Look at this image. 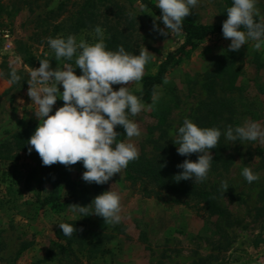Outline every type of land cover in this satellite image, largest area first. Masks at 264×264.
<instances>
[{
	"label": "rangeland",
	"instance_id": "1",
	"mask_svg": "<svg viewBox=\"0 0 264 264\" xmlns=\"http://www.w3.org/2000/svg\"><path fill=\"white\" fill-rule=\"evenodd\" d=\"M255 7L264 17V0H257ZM155 18L137 0H0V144L25 127L39 124L34 115L35 105L27 95L32 68L39 67L40 60H48L51 68L71 63L55 59L47 44L48 37L72 34L77 40L94 43L93 28L99 25L104 30L106 47L111 44L109 50L123 45L127 52L138 54L145 47L155 61L183 41V35L161 36L153 31ZM185 18L222 22L227 18L224 0H199ZM155 22L163 27L158 20ZM229 43L222 34L205 39L189 58L170 71L167 83L158 88L159 101L155 105L143 103L144 110L134 117L141 135L127 138L138 148V159L153 154L151 139L157 138L161 129L169 134L186 117L193 121L206 96L205 73L214 68ZM253 43L249 41L240 48L244 63L238 84L243 89L234 95L243 99L241 105L238 103L239 126L249 120L264 128V48L256 50ZM10 66L16 67L21 77L16 83L8 82ZM74 71L81 75L78 67ZM140 84L132 82L113 88L128 86L132 90ZM58 87L63 91L62 86ZM63 104L58 98L50 115ZM166 105V121L154 128L152 136L149 128L156 122L153 113ZM263 146L259 141L230 142V167L210 169L206 182L222 191L221 203L230 212L220 221L173 201L169 194L163 198L147 195L139 185L125 180L122 170L107 183L98 185L82 180L85 169L75 166L73 176L90 189L92 200L110 189L120 195L122 220L115 225L105 223L95 214L82 217L71 209L58 213L48 206L41 207L40 201L50 186L37 152L3 150L0 264H70L50 247L56 224L66 220L78 221V230L85 233L94 229L102 233L104 253L90 258L78 253L77 264H264ZM244 166L251 167L259 179L251 184L246 182L240 175ZM221 180L227 182V190L221 188ZM24 244L29 245L18 255Z\"/></svg>",
	"mask_w": 264,
	"mask_h": 264
},
{
	"label": "clouds",
	"instance_id": "2",
	"mask_svg": "<svg viewBox=\"0 0 264 264\" xmlns=\"http://www.w3.org/2000/svg\"><path fill=\"white\" fill-rule=\"evenodd\" d=\"M198 3L199 0H155L160 15L154 19L152 30L161 36L182 35V21ZM256 3L257 0H232L231 6L227 7V18L222 22L221 31L223 37L230 40L228 51H237L249 41L254 42L252 47L256 50L264 48V21L254 19ZM157 19L163 27L155 22ZM93 33L94 43L83 38L77 40L72 34L47 38L55 59L63 58L71 63H65L63 68H51L48 60H40L39 67L28 73L27 95L35 105L34 115L39 124L27 144L29 152H37L43 166L58 162L67 167L82 162L85 171L81 179L101 185L139 158L136 145L118 141L119 134L115 129L122 126L127 138L139 137L141 129L129 117L137 116L145 105L128 86L114 90L113 85L139 83L151 57L145 47L140 48L138 54L127 52L123 45L115 51L108 50L104 30L97 25ZM77 67L81 75L75 73ZM20 79L16 67L10 66L8 82L16 83ZM58 98L64 104L50 115ZM159 99L160 93L154 86L151 104L155 105ZM169 135L173 137L179 155L198 154L195 161L185 159L177 165L181 171L174 179L177 182L191 179L194 184L204 182L213 160L208 150L217 146L221 129L200 127L186 117L181 126L169 131ZM223 136L230 142L264 143V128L256 121L245 120L240 126H227ZM240 175L249 184L259 179L249 166H244ZM220 185L222 189H228L225 180H221ZM120 201V195L110 189L95 196L89 205H71V211L82 217L95 214L105 223L115 225L122 220ZM56 225L64 236L70 237L77 231L69 223Z\"/></svg>",
	"mask_w": 264,
	"mask_h": 264
},
{
	"label": "trees",
	"instance_id": "3",
	"mask_svg": "<svg viewBox=\"0 0 264 264\" xmlns=\"http://www.w3.org/2000/svg\"><path fill=\"white\" fill-rule=\"evenodd\" d=\"M137 1L148 14L159 17L160 10L155 7V0ZM224 3L226 13V9L231 6L232 0H224ZM254 19L264 21V17L258 12ZM159 22L162 24L161 21ZM222 22H196L184 18L182 21L183 41L174 49L167 51L160 60L153 61L151 58L140 81V87L129 91L137 95L142 103L151 102L154 86L158 91V88L164 85L170 71L185 58H189L205 39L222 34ZM110 45L109 42L107 46ZM108 47L106 48L109 50ZM243 63L244 58L240 49L237 51L226 50L223 56L215 62L214 68L205 73L206 96L199 103L193 122L200 127H218L221 129L222 135L217 146L208 150L213 157L210 168L212 170H226L232 164L231 155L228 153L230 141L224 138L223 131L229 125L239 126L238 103L241 105L243 99L241 96H235L234 93L243 89L238 84V79L243 74ZM168 110L169 106L166 105L156 109V112L153 113L156 122L149 128L152 136L154 128L166 121ZM129 118L134 120V117L130 116ZM36 127V125L27 126L14 133L11 140L0 144V152L3 150L11 152L13 149L27 151L29 149L27 141ZM115 130L119 134L117 140L127 142L122 126H117ZM172 139L173 137L169 136L167 130L161 129L159 136L151 139L154 148L153 154L129 162L128 166L122 169L124 179L132 185H139L147 195L163 198L165 194H169L173 201L192 207L197 212L203 211L206 216L215 218L216 221L228 217L230 212L221 203L222 191L218 187L209 186L206 180L194 184L191 179L179 182L174 179L175 175L181 171L177 165L185 159L195 161L198 154L179 155L176 151L177 145ZM261 151L264 153V146L261 147ZM41 166L45 170L46 179L50 186L49 192L40 201L41 207L48 206L52 211L59 213L71 209V205L74 204L86 206L91 203L90 189L86 185L79 184L73 176V168L83 166L82 162L67 167L58 162L50 166H43L41 163ZM64 223H69L75 227L79 225L76 220H66ZM78 228L77 226V231H74L69 237L64 236L62 230L56 227L50 238V247L61 254L62 259H67L70 264H77L79 261L78 253H83V256H89V258L104 253L101 246V232L94 229L85 233ZM28 245H22L17 254L19 255Z\"/></svg>",
	"mask_w": 264,
	"mask_h": 264
},
{
	"label": "built area",
	"instance_id": "4",
	"mask_svg": "<svg viewBox=\"0 0 264 264\" xmlns=\"http://www.w3.org/2000/svg\"><path fill=\"white\" fill-rule=\"evenodd\" d=\"M8 36V35H7Z\"/></svg>",
	"mask_w": 264,
	"mask_h": 264
}]
</instances>
